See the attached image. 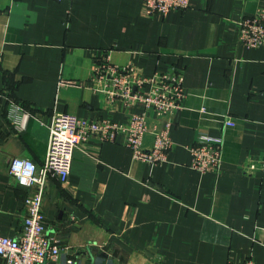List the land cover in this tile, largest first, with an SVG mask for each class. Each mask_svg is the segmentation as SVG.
<instances>
[{
    "label": "crops",
    "instance_id": "1",
    "mask_svg": "<svg viewBox=\"0 0 264 264\" xmlns=\"http://www.w3.org/2000/svg\"><path fill=\"white\" fill-rule=\"evenodd\" d=\"M261 11L264 0H189L164 16L144 14L142 0H0V236L20 235L35 190L9 164H42L55 114L128 124L144 111L108 98L95 76L105 61L146 79L181 75L182 108L147 112L142 138L152 148L168 122L172 146L149 166L123 134L82 142L67 183L45 182V233L61 252L44 264H264V47L239 43L236 29ZM199 135L222 138L217 171L191 169Z\"/></svg>",
    "mask_w": 264,
    "mask_h": 264
},
{
    "label": "built area",
    "instance_id": "2",
    "mask_svg": "<svg viewBox=\"0 0 264 264\" xmlns=\"http://www.w3.org/2000/svg\"><path fill=\"white\" fill-rule=\"evenodd\" d=\"M61 1V0H56ZM72 1V0H69ZM189 6V0H142L146 15H166L170 11H182ZM237 40L247 47H264V11L251 16H241L237 23ZM95 76L106 80L110 90V100L120 98L127 104L142 102L143 112L133 114L128 124H118L109 120H90L68 113L55 114L51 120L44 160L36 166L29 158H13L8 173L20 187L35 188L24 200L27 211L22 221V231L16 238L0 236V264H44L56 259L60 248L45 233L42 200L47 178L54 177L66 184L73 159V153L82 142L90 138L98 141H113L123 134L124 144L131 149L133 158L149 166L166 161L171 149L168 122L162 130L155 132L152 148L144 149L142 138L147 132V112L152 110L162 118L182 108L185 92L178 72L156 75L151 79L133 74L129 68H117L101 61L95 68ZM64 85L65 82H61ZM149 85L147 92L140 87ZM14 120L21 111L11 106ZM204 114L206 110L201 109ZM224 127H234L235 121L229 116L222 120ZM222 138L199 135L191 147V169L206 173L217 171L221 163ZM225 264H254L252 259L242 262L228 261Z\"/></svg>",
    "mask_w": 264,
    "mask_h": 264
}]
</instances>
